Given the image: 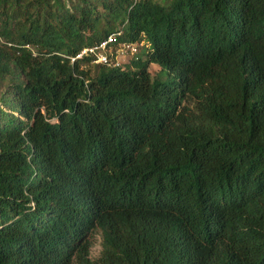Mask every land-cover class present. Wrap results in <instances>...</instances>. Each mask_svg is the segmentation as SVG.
Returning a JSON list of instances; mask_svg holds the SVG:
<instances>
[{"label":"trees","instance_id":"1","mask_svg":"<svg viewBox=\"0 0 264 264\" xmlns=\"http://www.w3.org/2000/svg\"><path fill=\"white\" fill-rule=\"evenodd\" d=\"M0 264H264V0H0Z\"/></svg>","mask_w":264,"mask_h":264},{"label":"built area","instance_id":"2","mask_svg":"<svg viewBox=\"0 0 264 264\" xmlns=\"http://www.w3.org/2000/svg\"><path fill=\"white\" fill-rule=\"evenodd\" d=\"M114 41L115 36L110 35L99 45L83 49L76 58L81 59L85 55H88L92 58L93 63L108 64L116 68H123L126 61H129L132 57H137L139 54V47L144 43H121L114 49L109 47V44Z\"/></svg>","mask_w":264,"mask_h":264},{"label":"rangeland","instance_id":"3","mask_svg":"<svg viewBox=\"0 0 264 264\" xmlns=\"http://www.w3.org/2000/svg\"><path fill=\"white\" fill-rule=\"evenodd\" d=\"M154 70L156 68L153 67ZM101 250V237L98 234H95L93 237V247H92V257L97 258Z\"/></svg>","mask_w":264,"mask_h":264}]
</instances>
